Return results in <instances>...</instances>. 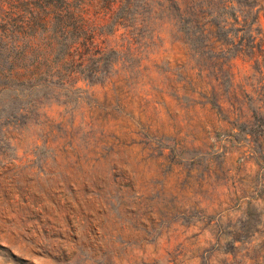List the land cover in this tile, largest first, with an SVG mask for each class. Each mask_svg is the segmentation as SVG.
<instances>
[{"label": "rangeland", "instance_id": "1", "mask_svg": "<svg viewBox=\"0 0 264 264\" xmlns=\"http://www.w3.org/2000/svg\"><path fill=\"white\" fill-rule=\"evenodd\" d=\"M28 3H0V264H264V0H85L71 34Z\"/></svg>", "mask_w": 264, "mask_h": 264}, {"label": "trees", "instance_id": "2", "mask_svg": "<svg viewBox=\"0 0 264 264\" xmlns=\"http://www.w3.org/2000/svg\"><path fill=\"white\" fill-rule=\"evenodd\" d=\"M25 0H0V3L7 2L8 4H13L14 7H18L20 10L19 2ZM28 4L37 3L36 6L41 5V9L43 11L47 9H51L53 12L57 13V21H56V28L58 30L67 31L69 34L72 33L73 29L77 28L78 25L74 24V19H83L82 10L83 5L85 4V0H28ZM229 1V0H224ZM248 1V0H245ZM253 1V0H249ZM34 3V4H35ZM32 4V5H34ZM35 6V5H34ZM35 6V7H36ZM227 3H225V7ZM33 9V8H31ZM68 16L70 21L67 19H61V16ZM247 21V20H245ZM83 27H81L82 29ZM16 29L15 32L11 33L13 36H16L17 33ZM254 31V32H253ZM3 32L10 33L3 29ZM252 33L248 36V42L245 44L246 47H249V51L245 52V59L249 62L250 67V74L246 76L249 81H264V41L263 38L260 36V31L256 28L252 29ZM17 37V36H16ZM67 48V47H66ZM246 50V49H245ZM264 85V82H263Z\"/></svg>", "mask_w": 264, "mask_h": 264}]
</instances>
